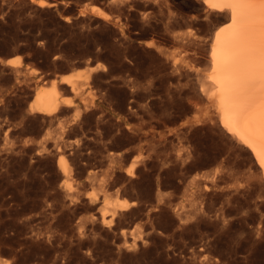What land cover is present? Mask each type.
<instances>
[{"label": "rangeland", "instance_id": "1", "mask_svg": "<svg viewBox=\"0 0 264 264\" xmlns=\"http://www.w3.org/2000/svg\"><path fill=\"white\" fill-rule=\"evenodd\" d=\"M39 1L0 0V264H264L261 167L206 88L222 12ZM70 73L71 106L29 111Z\"/></svg>", "mask_w": 264, "mask_h": 264}, {"label": "bare ground", "instance_id": "2", "mask_svg": "<svg viewBox=\"0 0 264 264\" xmlns=\"http://www.w3.org/2000/svg\"><path fill=\"white\" fill-rule=\"evenodd\" d=\"M203 2L206 8L222 12V24L224 21V26L213 35L210 47L211 66L206 73L209 101L214 104L224 127L253 152L264 177V0ZM39 4L46 6L52 3L40 0ZM87 8H83L82 12ZM90 10L104 13L94 4ZM7 64L18 67L20 62L9 59ZM98 66L90 70H96ZM50 82L48 86H37L29 103L30 112L53 115L63 106L70 105V101L61 95L58 83L68 84L72 92L80 90L78 78L71 73L61 75L59 79L53 78ZM58 165L64 177L69 176L65 162L60 159ZM129 206L125 200L116 201L108 212L113 217ZM105 214H102L103 220Z\"/></svg>", "mask_w": 264, "mask_h": 264}, {"label": "trees", "instance_id": "3", "mask_svg": "<svg viewBox=\"0 0 264 264\" xmlns=\"http://www.w3.org/2000/svg\"><path fill=\"white\" fill-rule=\"evenodd\" d=\"M69 49V48H66V50ZM37 58L34 56L33 57V60H36ZM108 60H110V58H107Z\"/></svg>", "mask_w": 264, "mask_h": 264}]
</instances>
